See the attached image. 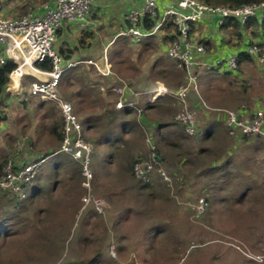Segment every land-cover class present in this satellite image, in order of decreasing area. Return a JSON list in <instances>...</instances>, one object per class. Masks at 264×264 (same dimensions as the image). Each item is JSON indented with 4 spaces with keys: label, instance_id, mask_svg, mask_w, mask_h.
<instances>
[{
    "label": "rangeland",
    "instance_id": "rangeland-1",
    "mask_svg": "<svg viewBox=\"0 0 264 264\" xmlns=\"http://www.w3.org/2000/svg\"><path fill=\"white\" fill-rule=\"evenodd\" d=\"M48 1L9 0L5 15L19 16ZM258 70L264 74V62ZM253 72L257 75L258 71ZM255 75L249 82L241 74L231 79L233 84L227 82L231 77L206 75L201 87L198 76L197 90L208 107V115L204 116L200 110L194 113L197 128L193 136H186L179 124L172 123L174 138L166 134L162 140L155 141V132L146 129L136 113L131 117L135 131L126 138H118L121 148L116 151L113 145L97 146L96 139L101 143L105 139L85 132V138L94 143L91 190L107 204L101 219H90L94 214L91 206L80 208L85 193L80 169L67 160L61 167L66 174L61 172L57 177L69 180L74 187L78 181L80 195L77 194L80 189L66 188L65 184L52 192L54 185L50 187L47 181L43 184L47 188L43 196L48 198L43 200L31 197L17 202L10 194L0 191V264H88L90 254L84 249L87 243L93 244L91 250L98 252L90 264H264V81L255 79L264 75ZM175 78L172 83L180 79ZM251 86L256 91H251ZM256 92L262 95H255ZM172 95L176 98L175 93ZM211 95L212 106L205 100ZM176 100L170 101L177 108L170 122H174V116L183 108V103ZM188 100L185 96V106L192 111ZM3 105H0V118L6 119L7 126L16 128L19 107L5 111ZM213 105L234 111L247 120L262 114V135L251 136L240 144L237 140H241L243 133L239 130L226 136L218 131L220 134L212 140L204 136L208 118L217 113L211 110ZM55 108L60 116L58 107ZM110 125L107 122L106 132L95 131L99 135L119 133L118 128L111 130ZM39 129L43 132L41 124ZM3 138L6 137L1 135L0 149ZM168 139L177 145L167 146ZM231 142H236V152H231ZM155 146L169 181L154 173L147 187L134 178L128 164L130 159L146 158ZM108 152H112V157L105 161ZM228 152L238 156L215 161ZM13 154H17L16 149ZM215 164H218L216 168ZM51 168V163L45 165L43 179ZM74 168L78 170V178ZM110 245L114 256L110 254Z\"/></svg>",
    "mask_w": 264,
    "mask_h": 264
},
{
    "label": "crops",
    "instance_id": "crops-1",
    "mask_svg": "<svg viewBox=\"0 0 264 264\" xmlns=\"http://www.w3.org/2000/svg\"><path fill=\"white\" fill-rule=\"evenodd\" d=\"M8 1H0V13L2 16H7L5 15L7 12L5 5ZM93 7L94 11L86 23L80 24L77 21L63 23L57 31L52 44L53 50L61 58L63 66L75 63V66L67 67L61 74L57 91L61 98L72 105L73 111L81 124L84 137L86 135L85 132L91 134L89 136L93 134L96 138L100 136V140L102 138L105 140L101 143L96 139V145L102 144L110 148L112 144H117L119 137L126 138L128 134L135 131V123L130 117L123 119L115 117L116 114L119 117L120 112L122 114V112L124 113L128 109L127 107L123 109L114 108L118 100L117 94L113 91V88L116 87L124 88L123 101L133 102L135 109L129 110L136 112L137 120H142L145 123L146 129L155 132L153 136L155 141L162 140L166 134H170L173 137L175 131L173 129L175 127L172 125V121L170 122V118L177 108L175 104L172 107L170 101L173 99L177 102L172 93L176 92L175 89L182 82L184 72L178 66V63L168 56L166 41L163 38L165 34L159 33L142 37L138 41H132L128 37L121 35V32L126 27L124 13L131 7L130 3L126 0H96ZM12 12L15 14L18 11ZM220 26L217 24L215 18L212 17L202 19L195 26V41L207 43L212 47V51L204 57L199 58V60L212 62L214 59H224L231 54H248L246 48L249 45H256L257 43H263L264 45V30L260 33L261 37L251 43L248 33L242 32L240 39L237 36L229 37L224 30L220 29ZM230 29L229 27L227 30L230 31ZM249 56L253 61L242 63L241 71L238 72L234 71L223 75L222 73L227 72V70L222 69L217 72L211 69L209 71L202 69L200 71L201 74L200 72L198 74V84H200L202 79L204 80L206 75L207 77L225 79L231 77L227 81L231 84H233L231 79L239 77L241 74L242 77L245 75L246 80L251 82L253 74L255 75L253 70L258 71L255 77L260 74L264 75L263 72L258 70L260 64L264 62L259 57L264 55ZM105 59L110 67V72L107 75H102L101 71H105ZM250 66L253 67L251 71L247 70ZM181 73L182 75H180ZM176 76L180 77L181 80L179 79L177 82L172 83V78L174 79ZM37 78L48 79L43 74H25L21 78L19 86L14 90H10L6 86L4 93L0 96V105L4 103L5 111L13 108V106L19 107V118L16 128L13 129L10 125L7 126L4 124L6 119L0 118V136L4 135L6 137L1 140L3 147L0 149V162L9 158L12 160L13 167L19 169L28 162L42 160L35 181L26 188L27 196L25 201L27 199L30 200L31 197L34 200L48 198L43 196L47 191V188L43 186L45 184L44 181H47L50 187L54 185L52 192L62 184H65L66 188L70 186L73 190L80 189L77 193L80 195L81 188L78 181L74 187L69 180L63 181L57 177L61 172L66 174L65 168H60L57 173L50 170L43 179L44 174L42 171L47 163H51L52 161L64 162L62 164L64 166L67 160L75 167L77 162L65 153L56 154L60 143L58 136L60 134L62 119L58 116L59 114L55 113V104L41 101L38 98H26L31 82ZM255 79L256 81H264V78L261 77ZM255 85H258L257 82ZM158 87L161 90H165V92L158 95L153 94ZM199 87H201V84ZM253 87L251 86V91H256ZM198 94V90L196 92L190 90L186 94V98H189L190 108L194 113L200 110L202 114H205L204 116H207L208 107L201 100L200 94ZM258 94L262 95L259 92L255 93V95ZM205 100L210 105L214 102L212 95L207 96ZM223 108L213 105L211 109L217 111L215 113L216 116L212 114V117L208 118L209 121L206 126V129L214 126L210 128L212 133L213 131L216 132H214L215 135L210 136L211 140L214 136L218 135V131L222 132L225 136L229 134L225 129V110ZM242 111H239L240 115H242ZM244 112L247 111L244 110ZM107 122L111 124V130L118 128L119 133H122L121 136L118 132L110 133L109 137L103 136L104 133L99 135L98 133L106 128ZM39 124H41L43 132L40 129L38 130ZM123 124L124 127H122ZM58 125L60 126L59 128H57ZM95 130H98V133ZM104 132H106V129ZM211 132L209 131L210 134ZM259 140H256L258 144L260 143ZM237 142L240 144L247 141L238 139ZM175 143L173 139H168L165 142L167 146H176L177 144ZM235 143L231 142V152H236L235 150L238 149ZM252 143L254 144V142ZM13 145L14 147H12ZM257 148L254 149L257 150ZM14 149H16L17 154H13ZM231 152L226 153L225 157L218 158L215 161H228L227 158L230 159L232 155H236ZM110 155L111 153L108 152L106 160ZM217 166L218 164H215L214 168ZM73 171L78 178V170L75 169ZM61 180L62 182L59 183ZM80 208H82V204ZM93 212L91 220L104 217V213L98 214L94 209Z\"/></svg>",
    "mask_w": 264,
    "mask_h": 264
},
{
    "label": "built area",
    "instance_id": "built-area-1",
    "mask_svg": "<svg viewBox=\"0 0 264 264\" xmlns=\"http://www.w3.org/2000/svg\"><path fill=\"white\" fill-rule=\"evenodd\" d=\"M96 0H49L48 3L28 11L25 14L7 17L0 13V65L6 60H11L16 66L8 75V89L19 86L21 78L25 74H43L48 79H39L31 82L26 98H38L41 101L54 103L62 119V139L57 153H65L77 161L82 177L81 185L84 195L81 198L82 208L91 206L96 213L103 214L107 204L104 200L92 193L91 155L93 145L84 139L82 127L77 119L72 105L61 98L57 86L61 74L67 67L75 66V63L63 66L61 58L53 50L52 44L57 31L67 21L86 23L91 17ZM130 8L124 13L126 27L121 35L132 41H138L145 36L164 33L171 24L174 29L175 39L166 43L168 56L178 63L184 72V82L176 89L175 96L183 103V108L173 120L179 124L186 136L190 137L196 133L194 112L185 106V96L189 90L197 91V77L202 69H225L235 70L238 63V54H231L224 59H214L205 62L199 58L207 55L202 45L191 41L189 35L192 29L206 17L215 18L218 25L233 18L243 24L252 17H262L264 2L255 5H244L240 7L211 6L197 0H126ZM152 20L150 28L143 27L145 19ZM249 55L257 56L259 48L249 45L246 48ZM264 59V58H263ZM48 60L51 69L49 71L38 68L36 64ZM105 71L102 75L110 72V67L105 59ZM113 91L118 100L114 108L135 109L133 102L123 101L124 88L116 87ZM165 90L156 88L153 94H163ZM262 114L258 113L252 119H239L234 111H225V125L230 134L241 131L251 136L262 135ZM42 160L28 162L17 170L12 169L8 162L0 170V191L11 194L17 202L26 199L24 186L30 185L36 177ZM156 173L163 181L169 178L160 166L155 155L154 147L144 161L136 162L133 166L134 178L143 183H149L152 175ZM203 200H201V203ZM202 210V208H201ZM111 256H114L112 245Z\"/></svg>",
    "mask_w": 264,
    "mask_h": 264
},
{
    "label": "trees",
    "instance_id": "trees-1",
    "mask_svg": "<svg viewBox=\"0 0 264 264\" xmlns=\"http://www.w3.org/2000/svg\"><path fill=\"white\" fill-rule=\"evenodd\" d=\"M197 1H199V2H201L203 4L211 5V6H226V7H240V6H244V5H255V4L264 2V0H197ZM151 25H152V20H150L147 17L145 19V23L143 24V27L148 29V28L151 27ZM167 26L168 27L164 31L165 35H164L163 38L165 39L166 43H169V42H171L172 40L175 39V35H174V29L171 28V24L168 23ZM229 27L231 28L230 31L227 30ZM220 29L224 30V32H226L229 37L237 36L239 39L241 38L242 32L243 33L246 32V33L249 34L250 42L253 43L255 40H257V39H259L261 37L260 33L264 30V12L262 14V17L249 18L243 24H241L236 19L230 18V19L226 20V22L220 26ZM227 31L230 32V33H228ZM194 35H195V27L192 29V31H191V33L189 35V38H191V41L196 42L195 41L196 39H195ZM196 43L202 45L203 48L205 49V52L207 54L212 51L211 45H209L207 43H204V42H200V41L196 42ZM256 46L259 48V54L258 55H260V56L264 55V45H263V43H257ZM238 58L239 59H238V63H237V68L235 70L224 72V73H222L223 75L224 74L227 75L229 72L241 71L242 63H244V62H252L253 61V59L249 56V54H246V53H243V54L239 55ZM15 66L16 65L11 60H6L3 64L0 65V96L4 93L5 88H6L7 84H8V75L15 68ZM36 66L38 68H41V69H44V70H47V71H49L51 69V65H50L48 60H46V61H44L42 63L36 64ZM211 70L212 71H217V72L219 71L218 69H211ZM135 113L136 112H132L131 110L127 109V111H125L124 113L122 112V114L120 112L119 113V117L117 116V114H116L115 117H117V119H119V118L123 119L125 117H128V118L130 117V119H131L132 115L134 116ZM239 119H244V118H242L240 116ZM248 119H251V118H248ZM172 123L175 125L176 122H172ZM224 123H225V121H224ZM126 124H128V123H126ZM59 127L60 126L58 125L57 128H59ZM122 127H124V124L122 125ZM213 127L214 126H210V128H213ZM215 127H217V126H215ZM225 127H226V125H225ZM196 128H197V125H196ZM210 128L209 129L205 128V132H204V134H205L204 136H207L208 138H210V136L215 135L214 134L215 131H213V133H212ZM225 129H226V132L229 133L228 128L226 127ZM209 131L211 132V134L209 133ZM109 133H111V132H107V133L103 134V136H105V135L107 136V135H109ZM58 137H59V140L61 142V139H62V125H61V129H60V134H59ZM250 138H251V135H247V134H242V137H241V139L244 140V141H248ZM84 139L89 142V140H87L85 137H84ZM118 141H119V139H118ZM118 141H117V144H112L115 151L121 148V143L119 144ZM93 151H94V147H93ZM154 152H155L156 157L158 158V161L161 162V156H160V153H159L160 151H159V149L156 146L154 147ZM111 157H112V154L109 157L110 159L107 158V160L110 161ZM146 159H147V157L144 158V159H142V158L135 159V160L130 159L131 161L128 164L129 165L128 169L133 171V166H134V164L136 162L144 161ZM8 162L13 164L12 160H10L9 158H7V159L3 160L2 162H0V170ZM63 163L52 161L51 162V165H52L51 171L57 173V171L63 166L62 165ZM76 165L79 166L78 162H77ZM12 169L13 170H17L16 168L13 167V165H12ZM35 179H36V177L31 182V184L35 181ZM61 182H62V180L59 183H61ZM56 184H58V182H56ZM30 185H27V186L25 185L24 188L26 189ZM143 185L149 187L150 183H146V184H143ZM9 196H11L13 198V196L11 194ZM96 240L98 241V239H96ZM91 246L94 247L93 244ZM91 246L88 243L85 244V246H84V249H86V251L88 252V255L90 254L89 259L86 261L88 264H90L92 261H95V258H97V254H98V252H96L95 250H91Z\"/></svg>",
    "mask_w": 264,
    "mask_h": 264
}]
</instances>
